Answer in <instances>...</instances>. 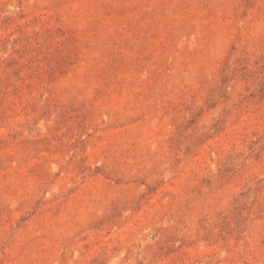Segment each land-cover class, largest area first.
<instances>
[{
    "label": "rangeland",
    "instance_id": "rangeland-1",
    "mask_svg": "<svg viewBox=\"0 0 264 264\" xmlns=\"http://www.w3.org/2000/svg\"><path fill=\"white\" fill-rule=\"evenodd\" d=\"M0 264H264V0H0Z\"/></svg>",
    "mask_w": 264,
    "mask_h": 264
}]
</instances>
